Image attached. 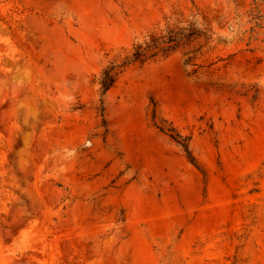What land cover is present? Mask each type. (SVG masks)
<instances>
[{
    "label": "rangeland",
    "instance_id": "obj_1",
    "mask_svg": "<svg viewBox=\"0 0 264 264\" xmlns=\"http://www.w3.org/2000/svg\"><path fill=\"white\" fill-rule=\"evenodd\" d=\"M0 264H264V0H0Z\"/></svg>",
    "mask_w": 264,
    "mask_h": 264
},
{
    "label": "trees",
    "instance_id": "obj_2",
    "mask_svg": "<svg viewBox=\"0 0 264 264\" xmlns=\"http://www.w3.org/2000/svg\"><path fill=\"white\" fill-rule=\"evenodd\" d=\"M168 20L167 28L161 33L152 32L148 35V40L134 46L130 55L126 56L121 62H110V64L103 70L100 78V85L103 94H106L111 88L115 86L120 76L131 66L145 65L154 62L160 58H167L182 46L192 44L205 33L197 30L193 24L187 28L180 27L179 24L183 21L177 20V23H171ZM191 62V58L187 60V64ZM178 139V143L182 145L186 152L189 151L186 146V140L182 139L180 135H173Z\"/></svg>",
    "mask_w": 264,
    "mask_h": 264
}]
</instances>
